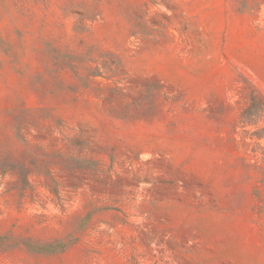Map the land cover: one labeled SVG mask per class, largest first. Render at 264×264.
<instances>
[{
    "label": "rangeland",
    "instance_id": "obj_1",
    "mask_svg": "<svg viewBox=\"0 0 264 264\" xmlns=\"http://www.w3.org/2000/svg\"><path fill=\"white\" fill-rule=\"evenodd\" d=\"M0 264H264V0H0Z\"/></svg>",
    "mask_w": 264,
    "mask_h": 264
}]
</instances>
